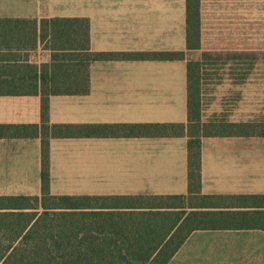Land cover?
<instances>
[{
	"label": "crops",
	"instance_id": "crops-1",
	"mask_svg": "<svg viewBox=\"0 0 264 264\" xmlns=\"http://www.w3.org/2000/svg\"><path fill=\"white\" fill-rule=\"evenodd\" d=\"M260 5L201 0V50L188 52L187 0H0V181L37 184L31 192L0 196L42 195L44 140L53 196L188 195V137H104L84 126L187 125V58L203 48L255 52L246 48L262 40ZM84 19L90 53L185 52L187 58L92 60L87 66ZM87 76L89 94L49 95L44 122L43 91L80 89ZM11 89L28 92L7 94ZM242 116L241 110L234 115ZM201 153V195L233 199L224 211L264 212V189L255 183L264 181V137H204ZM54 181L112 184L104 191L56 194ZM247 231L264 233L195 231L169 264H264L251 248L261 240L232 237Z\"/></svg>",
	"mask_w": 264,
	"mask_h": 264
},
{
	"label": "trees",
	"instance_id": "trees-1",
	"mask_svg": "<svg viewBox=\"0 0 264 264\" xmlns=\"http://www.w3.org/2000/svg\"><path fill=\"white\" fill-rule=\"evenodd\" d=\"M83 23L87 66L92 60L180 61L187 58L185 52L90 53V23L88 19ZM201 40V0H187L188 52L201 50ZM228 55L226 64L233 61L239 66L251 61L253 66L257 61L256 56L245 53ZM222 56L205 51L200 60L187 58V125L84 126L95 127L104 137H188V195L53 196L49 192V142L44 140L42 195L0 196V264H169L195 231L264 230L263 211H224L223 208L231 207L233 199L201 195L202 138L264 137V119L203 122L200 97L204 66L217 65L216 58L222 60ZM26 92L11 89L7 94ZM89 92V76L80 89L43 91L44 122H48L49 95H87ZM53 128L56 130L59 126ZM88 131H80V136H93ZM257 207L263 208L259 204Z\"/></svg>",
	"mask_w": 264,
	"mask_h": 264
},
{
	"label": "rangeland",
	"instance_id": "rangeland-1",
	"mask_svg": "<svg viewBox=\"0 0 264 264\" xmlns=\"http://www.w3.org/2000/svg\"><path fill=\"white\" fill-rule=\"evenodd\" d=\"M256 1L261 2L262 17L260 22L262 24L257 27V34L262 40L261 43L252 44V47H245L246 49H253L255 52H240L239 54L245 53V55L256 56L257 61L253 66H251V61H245L246 63L239 66L235 65L233 61H228L226 64V57L230 56L228 55L229 52H211L214 54L220 53L223 56L222 60L213 57L218 60L216 61L217 65L206 64L204 66L205 76L202 81L200 97L204 121L228 123L240 119V121H259L264 119V0ZM206 34L207 30L205 31V36ZM251 37L252 34L246 32V39ZM247 44L248 46L250 45L249 42ZM205 51L208 50L203 48L202 51L190 55L188 60H200ZM244 84H247L246 90H240ZM238 110H241L243 116L237 119L234 115H236ZM255 183H257V186L262 187V190L264 189V181H255ZM111 184V181H54L53 192L56 194H80L95 191L96 188L98 190V188L102 187L104 191ZM36 185V181H0V193L13 195L31 192ZM237 233L241 234L233 235L232 237L261 240L255 247L251 248L255 249V255L259 256L260 260H264V233L260 231Z\"/></svg>",
	"mask_w": 264,
	"mask_h": 264
}]
</instances>
